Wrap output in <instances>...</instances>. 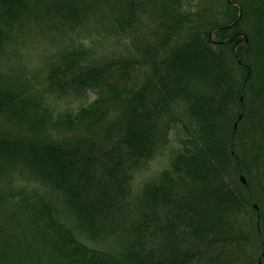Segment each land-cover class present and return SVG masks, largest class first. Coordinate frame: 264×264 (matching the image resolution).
<instances>
[{
	"label": "trees",
	"instance_id": "16d2710c",
	"mask_svg": "<svg viewBox=\"0 0 264 264\" xmlns=\"http://www.w3.org/2000/svg\"><path fill=\"white\" fill-rule=\"evenodd\" d=\"M203 1L0 0V264H264V0ZM103 4L129 55L79 37ZM38 32L61 43L27 76ZM179 113L181 149L135 196Z\"/></svg>",
	"mask_w": 264,
	"mask_h": 264
},
{
	"label": "rangeland",
	"instance_id": "374dc122",
	"mask_svg": "<svg viewBox=\"0 0 264 264\" xmlns=\"http://www.w3.org/2000/svg\"><path fill=\"white\" fill-rule=\"evenodd\" d=\"M201 8H209L214 15L219 13V4H215L212 0H204L199 3ZM112 4H103L100 7L88 6L84 9L86 24L81 29L79 37L85 39L88 46L92 48L95 59L102 60L106 58H114L117 56L129 55L128 50L132 51L133 43L130 40L107 35L105 29L110 24V18L113 14ZM154 27V22L150 15L145 14L140 18L139 32L145 35ZM74 35L70 36L73 37ZM75 37H78L75 35ZM25 45H21L19 54L13 58L14 66L18 67L22 73L30 76L34 74V70L41 66L42 60H46L57 49L61 40L57 36L45 35L38 32L26 37ZM96 93L90 92L87 95L88 101L75 100L72 97L62 99L61 104L72 105L78 108L81 104H87L95 100ZM75 108V109H76ZM177 120L173 122L168 129V143L161 150L159 155L152 161L148 169L136 175L133 182V194L138 196L145 182L153 179L156 175L167 166L169 154L173 151L181 149V143L185 136L186 125L189 124V119L186 115L179 113ZM178 120H182L178 122ZM2 126V125H1Z\"/></svg>",
	"mask_w": 264,
	"mask_h": 264
},
{
	"label": "water",
	"instance_id": "95a60500",
	"mask_svg": "<svg viewBox=\"0 0 264 264\" xmlns=\"http://www.w3.org/2000/svg\"><path fill=\"white\" fill-rule=\"evenodd\" d=\"M240 120H241V118H240ZM235 129H237V125L235 126ZM241 181H242V183H245V179L244 178H241Z\"/></svg>",
	"mask_w": 264,
	"mask_h": 264
}]
</instances>
